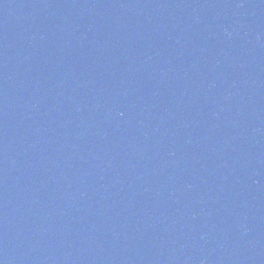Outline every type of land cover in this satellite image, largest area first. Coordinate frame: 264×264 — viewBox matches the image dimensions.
I'll return each mask as SVG.
<instances>
[{"label": "water", "instance_id": "1", "mask_svg": "<svg viewBox=\"0 0 264 264\" xmlns=\"http://www.w3.org/2000/svg\"><path fill=\"white\" fill-rule=\"evenodd\" d=\"M0 264H264V0H0Z\"/></svg>", "mask_w": 264, "mask_h": 264}]
</instances>
